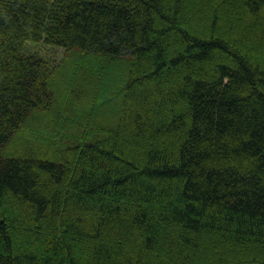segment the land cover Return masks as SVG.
Wrapping results in <instances>:
<instances>
[{
    "label": "trees",
    "instance_id": "trees-1",
    "mask_svg": "<svg viewBox=\"0 0 264 264\" xmlns=\"http://www.w3.org/2000/svg\"><path fill=\"white\" fill-rule=\"evenodd\" d=\"M0 264H264V0H0Z\"/></svg>",
    "mask_w": 264,
    "mask_h": 264
},
{
    "label": "rangeland",
    "instance_id": "rangeland-1",
    "mask_svg": "<svg viewBox=\"0 0 264 264\" xmlns=\"http://www.w3.org/2000/svg\"><path fill=\"white\" fill-rule=\"evenodd\" d=\"M57 49V48H61V47H57V46H50V45H48V46H46V47H43V46H38V45H30L29 47H28V50L29 51H31V52H39L40 54H42V55H44V56H46L47 57V59H49V61L51 62V65H55L54 64V62H53V60H51V56L47 53V51H46V49ZM50 54H52V52L51 51H48ZM62 55H63V53L62 52H58L57 53V56H59L60 58L62 57ZM55 56V55H54ZM55 58H56V56H55Z\"/></svg>",
    "mask_w": 264,
    "mask_h": 264
}]
</instances>
